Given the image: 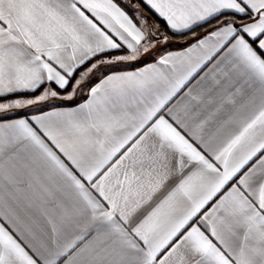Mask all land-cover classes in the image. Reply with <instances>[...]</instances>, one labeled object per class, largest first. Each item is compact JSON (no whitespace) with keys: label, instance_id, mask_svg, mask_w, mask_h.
<instances>
[{"label":"snow or ice","instance_id":"1","mask_svg":"<svg viewBox=\"0 0 264 264\" xmlns=\"http://www.w3.org/2000/svg\"><path fill=\"white\" fill-rule=\"evenodd\" d=\"M0 264H264V0H0Z\"/></svg>","mask_w":264,"mask_h":264},{"label":"crops","instance_id":"2","mask_svg":"<svg viewBox=\"0 0 264 264\" xmlns=\"http://www.w3.org/2000/svg\"><path fill=\"white\" fill-rule=\"evenodd\" d=\"M139 64V62H137Z\"/></svg>","mask_w":264,"mask_h":264}]
</instances>
